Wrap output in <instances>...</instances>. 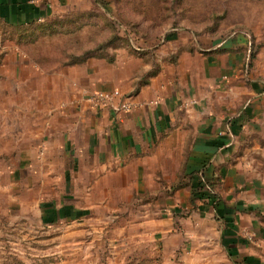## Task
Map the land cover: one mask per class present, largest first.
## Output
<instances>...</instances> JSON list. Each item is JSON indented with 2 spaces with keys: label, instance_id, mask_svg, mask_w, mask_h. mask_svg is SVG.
Masks as SVG:
<instances>
[{
  "label": "crops",
  "instance_id": "crops-1",
  "mask_svg": "<svg viewBox=\"0 0 264 264\" xmlns=\"http://www.w3.org/2000/svg\"><path fill=\"white\" fill-rule=\"evenodd\" d=\"M75 3L0 0V18L22 27L65 13ZM185 40L170 52L123 54L113 63L91 58L65 71L57 94L63 105L40 119L49 127L39 128L35 146L21 147L18 164L29 169L37 155L39 170L55 168L57 186L70 195L58 206L49 204L54 219L84 220L97 210L111 221L113 207L134 205L136 214L117 216L136 222V230L128 228L129 239L153 233L157 256L173 262L178 257L184 264H230V255L241 264H263L264 80L236 50L245 43L200 46ZM113 89L130 103L127 111L89 106L90 92ZM178 173L191 178L193 199L182 200L181 215L174 208L176 195L159 196L161 185L170 187ZM199 186L211 188L216 198L204 190L198 196ZM137 189L154 193L131 201L126 193ZM244 230L261 244L251 245Z\"/></svg>",
  "mask_w": 264,
  "mask_h": 264
},
{
  "label": "rangeland",
  "instance_id": "rangeland-1",
  "mask_svg": "<svg viewBox=\"0 0 264 264\" xmlns=\"http://www.w3.org/2000/svg\"><path fill=\"white\" fill-rule=\"evenodd\" d=\"M181 39L200 46L243 42L236 50L264 80V0H78L36 24L15 27L0 18V264H184L157 256L153 233L127 238L136 222H125L126 211L136 214L134 205L113 207L111 221L97 210L84 220L54 219L49 204L70 195L57 186L55 168L39 170L37 155L29 169L18 164L21 147L35 146L39 128L49 127L40 119L63 105L57 94L65 71L91 58L113 63L123 54L170 52ZM190 180L178 173L159 190L163 199L176 195L178 215L186 211L183 199L192 204ZM151 193L137 189L126 196L150 199ZM243 234L251 245L261 244L254 233ZM260 259L264 264V254Z\"/></svg>",
  "mask_w": 264,
  "mask_h": 264
},
{
  "label": "built area",
  "instance_id": "built-area-1",
  "mask_svg": "<svg viewBox=\"0 0 264 264\" xmlns=\"http://www.w3.org/2000/svg\"><path fill=\"white\" fill-rule=\"evenodd\" d=\"M118 98H124L123 94L118 89H113L110 91H92L87 95L86 100L92 108H113L127 111L130 108V103L124 98L120 105H117L116 100Z\"/></svg>",
  "mask_w": 264,
  "mask_h": 264
},
{
  "label": "trees",
  "instance_id": "trees-1",
  "mask_svg": "<svg viewBox=\"0 0 264 264\" xmlns=\"http://www.w3.org/2000/svg\"><path fill=\"white\" fill-rule=\"evenodd\" d=\"M210 188V187H209ZM196 192H198V196H199V193L202 192L203 190L207 192V195H209L210 198H216L215 194H213L212 192V189H208L207 187L203 189V186H199L197 188H195ZM215 203L217 202L216 199H214Z\"/></svg>",
  "mask_w": 264,
  "mask_h": 264
}]
</instances>
